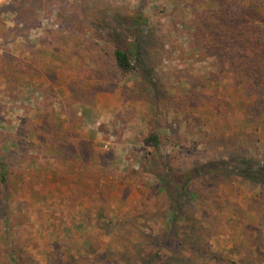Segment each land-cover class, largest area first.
Masks as SVG:
<instances>
[{
  "label": "rangeland",
  "instance_id": "1",
  "mask_svg": "<svg viewBox=\"0 0 264 264\" xmlns=\"http://www.w3.org/2000/svg\"><path fill=\"white\" fill-rule=\"evenodd\" d=\"M20 1L0 0V264H14L13 256L21 264H102L76 251L88 243L100 254L117 249L108 233L118 232L121 218L136 245L139 234L149 243L162 235L172 202L158 186L165 164L183 171L232 158L264 162V113L252 118L242 88L218 78L216 58L191 46L198 17L211 9L239 13L237 3L51 0L35 5L41 26L20 28L6 12ZM136 14L145 20L143 39L156 43L157 100L139 92L137 75L107 83L93 62L104 57L107 28L131 43L134 35L114 19ZM44 113L52 121L42 122ZM150 133L160 136L158 149L144 145ZM191 187L199 200L184 211L200 228L214 222L211 252L259 248L254 258L264 264V186L200 174ZM168 247L163 255L185 253Z\"/></svg>",
  "mask_w": 264,
  "mask_h": 264
},
{
  "label": "trees",
  "instance_id": "2",
  "mask_svg": "<svg viewBox=\"0 0 264 264\" xmlns=\"http://www.w3.org/2000/svg\"><path fill=\"white\" fill-rule=\"evenodd\" d=\"M231 1L241 8L239 13L211 9L205 16L196 19L191 46L202 52H209L216 58L218 78L227 77L234 87L242 88L250 98V116L259 118L264 113V0H250L246 5H241L238 0ZM48 2L51 0H21L18 8L6 10V5L2 8L13 14L17 24L22 25L15 27L32 28L35 27L40 14V11L37 13L32 9L35 5L43 6ZM114 22L123 28L124 33L134 35L131 43H126L115 30L107 28L104 32L103 47L99 49L104 57H98L93 62H100L104 81L107 83H118L127 76L137 75L139 92L144 94L146 90L157 100L162 91L161 86L154 83L152 74L154 55L157 53L156 48L154 49L156 43L151 37L143 39L144 35L140 28L145 20L136 14L134 17L115 18ZM72 44L74 47L77 46L75 43ZM143 49L145 56L142 55ZM41 120L49 122L52 121V117L49 113H44ZM160 141L157 133H150L143 143L147 147L158 149ZM86 151L91 154L89 147ZM0 167V184L4 185L5 167L4 165ZM200 174H235L250 183L264 186V162L260 160L243 157L222 162L209 161L195 164L183 171L172 169L165 164L163 171L157 176L158 186L172 202L170 210L164 215L165 223L158 240L149 243L139 234L136 236L137 240L144 243L134 244L127 230L129 224L122 222L125 218H121L117 225L118 232L108 233L114 236V242L111 244L113 246L117 244V249L111 246L100 254L91 248V243H88L86 249H77V257L81 252L86 254L88 250L90 252L88 254L91 255L92 252L94 258L102 264H166L160 262L161 257L174 264H194L196 260L199 261L196 264H258L254 254H259V248L251 251L242 246H235L228 252V256L212 253L209 238L214 233V222L207 221V227L200 228L197 222L185 214L184 207L193 200H199L200 195L197 190L192 189L191 183ZM180 220L182 223L179 227L177 222ZM105 227L106 230L111 228L109 225ZM171 244L184 249V255L177 249H168L171 250V254L163 255V249L169 248ZM13 251L15 254L16 249ZM13 258L14 264H21L20 258L14 256Z\"/></svg>",
  "mask_w": 264,
  "mask_h": 264
},
{
  "label": "crops",
  "instance_id": "3",
  "mask_svg": "<svg viewBox=\"0 0 264 264\" xmlns=\"http://www.w3.org/2000/svg\"><path fill=\"white\" fill-rule=\"evenodd\" d=\"M33 11H35V12H39V10H36V8H34V9H32ZM37 21H38V19H37ZM14 22H16L15 20H14ZM13 26H22L21 24H17V23H15V24H13ZM36 27H39V26H41V24L40 25H35Z\"/></svg>",
  "mask_w": 264,
  "mask_h": 264
}]
</instances>
